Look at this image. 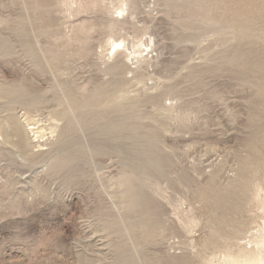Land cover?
<instances>
[{
    "label": "rangeland",
    "instance_id": "obj_1",
    "mask_svg": "<svg viewBox=\"0 0 264 264\" xmlns=\"http://www.w3.org/2000/svg\"><path fill=\"white\" fill-rule=\"evenodd\" d=\"M121 1L0 0V264L256 249L264 0Z\"/></svg>",
    "mask_w": 264,
    "mask_h": 264
},
{
    "label": "bare ground",
    "instance_id": "obj_2",
    "mask_svg": "<svg viewBox=\"0 0 264 264\" xmlns=\"http://www.w3.org/2000/svg\"><path fill=\"white\" fill-rule=\"evenodd\" d=\"M125 1L124 0L121 1L122 2L121 4H123V6L125 4ZM123 9L124 8L121 7V5H120V7H117L118 12L123 11ZM138 43L139 42L135 43L134 44V50L130 51V55L134 56L137 59L143 53V50L140 48V46L144 45L146 47H149V44H150V43H143L141 41H140V43H141L140 45H138ZM124 47H125V43L123 40L119 41V40H116L115 38H112L110 41L109 51L111 54L117 53V52H119V50H121ZM29 125H32V127L30 129L33 133V136L35 137V139L33 141L39 142V144L36 146L39 147V149H42L41 147H43V145L41 144L42 141H40V140L45 137L46 133H44V131H42L43 129H40V127L37 126V123H34V124L29 123ZM1 126H0V128H2ZM49 129H50V133H53V129L52 128H49ZM39 149L37 151H39ZM262 220H263L262 224H260L258 226V229L256 232L257 235L252 240H250V242H248V244L249 243L255 244L254 246L256 247V249H251V248L247 249L244 247V250H241V252L237 255H227L226 261L223 260L225 262V264H264V218ZM222 264H223V262H222Z\"/></svg>",
    "mask_w": 264,
    "mask_h": 264
}]
</instances>
